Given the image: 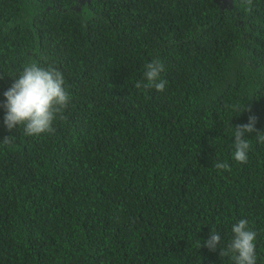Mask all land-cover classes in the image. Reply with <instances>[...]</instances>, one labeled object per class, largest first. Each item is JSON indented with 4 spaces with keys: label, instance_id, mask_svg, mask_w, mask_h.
Listing matches in <instances>:
<instances>
[{
    "label": "trees",
    "instance_id": "16d2710c",
    "mask_svg": "<svg viewBox=\"0 0 264 264\" xmlns=\"http://www.w3.org/2000/svg\"><path fill=\"white\" fill-rule=\"evenodd\" d=\"M234 7L0 0V101L30 60L63 71L72 97L38 136L9 131L0 108V264H230L203 242L214 227L226 244L244 217L264 264L256 133L247 163L232 160L235 125L255 115L264 131V0ZM156 58L165 90L136 88Z\"/></svg>",
    "mask_w": 264,
    "mask_h": 264
},
{
    "label": "clouds",
    "instance_id": "9594fccd",
    "mask_svg": "<svg viewBox=\"0 0 264 264\" xmlns=\"http://www.w3.org/2000/svg\"><path fill=\"white\" fill-rule=\"evenodd\" d=\"M221 7L235 9L233 5L224 6L229 0H215ZM244 10H236L235 20L241 19ZM165 71L164 63L158 58L153 59L144 65L143 80L137 81L136 88L155 89L164 91L167 80L163 78ZM13 76L11 86L3 92L4 100L0 101V108L4 110L3 125L9 130L23 127V134L27 136H38L43 133H53L54 122L62 119L65 110L71 103V93L66 85V78L59 68L44 66L38 60L26 62L22 69ZM200 84L207 86L206 75L192 76ZM234 106L233 110L238 115L247 109ZM235 115V116H238ZM257 117L249 115L248 121L235 125L232 138V160L238 163H247L249 153L252 149L251 140L248 134L256 133L254 138L260 144H264V131L257 129ZM11 136L2 140L7 143ZM252 138V137H251ZM214 167L218 171L231 169L226 161H217ZM258 233L244 217L235 220L231 224V236L227 243H224L223 236L217 228H212L204 246L210 250L221 249L222 258H227L230 264H258L259 254L257 251ZM201 246V241L199 247Z\"/></svg>",
    "mask_w": 264,
    "mask_h": 264
},
{
    "label": "water",
    "instance_id": "95a60500",
    "mask_svg": "<svg viewBox=\"0 0 264 264\" xmlns=\"http://www.w3.org/2000/svg\"><path fill=\"white\" fill-rule=\"evenodd\" d=\"M83 2V0H80ZM233 5V0H229L224 6H231Z\"/></svg>",
    "mask_w": 264,
    "mask_h": 264
},
{
    "label": "flooded vegetation",
    "instance_id": "af4514ba",
    "mask_svg": "<svg viewBox=\"0 0 264 264\" xmlns=\"http://www.w3.org/2000/svg\"><path fill=\"white\" fill-rule=\"evenodd\" d=\"M221 3L223 2V0H219Z\"/></svg>",
    "mask_w": 264,
    "mask_h": 264
}]
</instances>
